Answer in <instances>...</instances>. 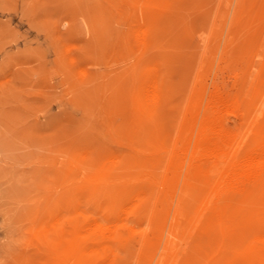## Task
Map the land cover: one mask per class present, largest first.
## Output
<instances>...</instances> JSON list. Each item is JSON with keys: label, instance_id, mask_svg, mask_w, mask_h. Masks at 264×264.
Masks as SVG:
<instances>
[{"label": "rangeland", "instance_id": "obj_1", "mask_svg": "<svg viewBox=\"0 0 264 264\" xmlns=\"http://www.w3.org/2000/svg\"><path fill=\"white\" fill-rule=\"evenodd\" d=\"M210 1L0 0V264H76L92 222L134 224L147 175L155 216L123 264H230L235 241L197 233L186 163L157 183L213 99L231 154L257 125L264 0Z\"/></svg>", "mask_w": 264, "mask_h": 264}, {"label": "bare ground", "instance_id": "obj_2", "mask_svg": "<svg viewBox=\"0 0 264 264\" xmlns=\"http://www.w3.org/2000/svg\"><path fill=\"white\" fill-rule=\"evenodd\" d=\"M260 54L256 53L261 57ZM159 87V81L156 79L148 91L158 92ZM226 101L220 97L213 99L194 139L191 141V137H188L181 145H172L164 170L170 171V177L165 176L157 183L162 189L169 190L173 185L175 173L186 163L184 186L192 202L194 222L198 225L197 233L203 235L208 246L225 242L229 238L235 241L238 248L233 253L230 264H264V97L253 111L257 121L256 127L248 128L243 133L232 154L230 133L223 128L219 116L222 110L229 107ZM236 106L237 104H232L230 107L233 113L237 112ZM250 120L253 123V119ZM162 168L164 169V166ZM150 180H153L152 175H147L142 180V194L135 198V203L133 202V209L136 211L134 224L129 225L125 221L92 222L86 232L84 231L85 253L76 264H123L120 251L123 250L124 243L128 245L131 237L141 233L142 219L151 220L155 216L150 208L153 198L149 188ZM139 203L143 205L140 206ZM126 213L125 215H128ZM242 231L250 234L238 240V236L244 234Z\"/></svg>", "mask_w": 264, "mask_h": 264}]
</instances>
